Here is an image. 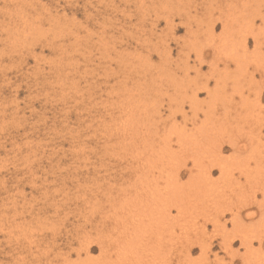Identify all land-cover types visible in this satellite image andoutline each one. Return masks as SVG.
Wrapping results in <instances>:
<instances>
[{
  "label": "rangeland",
  "instance_id": "1",
  "mask_svg": "<svg viewBox=\"0 0 264 264\" xmlns=\"http://www.w3.org/2000/svg\"><path fill=\"white\" fill-rule=\"evenodd\" d=\"M263 24L264 0H0V264H264ZM242 40L248 84L217 60Z\"/></svg>",
  "mask_w": 264,
  "mask_h": 264
},
{
  "label": "bare ground",
  "instance_id": "2",
  "mask_svg": "<svg viewBox=\"0 0 264 264\" xmlns=\"http://www.w3.org/2000/svg\"><path fill=\"white\" fill-rule=\"evenodd\" d=\"M260 13H261V12H260ZM258 15H259V14H258ZM236 17H237V16H236ZM258 17H259V16H258ZM232 18H233V16L231 17V19H227L226 24H225V31L232 30V27L234 28V23L230 22V20L233 21ZM249 21H250V20H249ZM249 21H248L247 23H245L244 25L248 26V27H247V29H249L248 31H250V29L252 28L253 37L255 38L256 35H258V33H257V32H258V31H257L258 29L255 30V29L253 28V27H254L253 21H250V22H249ZM27 23H28V22H27ZM29 23H30V22H29ZM248 24H249V25H248ZM30 25H31V24H30ZM35 25H36V24H35ZM263 25H264V24H263ZM27 26H28V25H27ZM31 27H32V26H31ZM241 27H242V26H241ZM35 28H36V27H35ZM243 28H244V27H243ZM36 29H38V28H36ZM247 29H246L245 31H247ZM259 30H261V29H259ZM243 31H244V30H243ZM254 31H257V32L255 33ZM222 32H223V31H222ZM259 32H260V31H259ZM227 33H230V32H227ZM258 37H259V36H258ZM225 39H226V38H225ZM254 42H255V46H256V48L259 49V48H260V44H261L262 42L259 40V38H258V39L255 38V39H254ZM235 43H236V42H235ZM240 43H241V47H240V48H242L243 54H242V53H241V54L238 53V55H233V56H231V55H226V54H225V55H224V54H221V55H219L220 58H217V60L220 59L222 62H224L225 64H227V65H226V68H227V69L229 68V64H228V63H229L230 61H231V62H232V61L235 62L236 65H237V68H238L237 71L239 72V75H240V76L242 75V76H243V77H242V80L245 81V84H248V83L251 82V80L256 79L255 76H256L257 73L260 72V73L262 74V72L259 71L258 69H253V70H251V71H249L248 69L245 70L246 68H245L244 66H243V67H244L245 69H244V70L241 69V70L239 71L240 66L243 65V64H241V62H242V61H243V60L249 55V52H248L249 50L247 49V42H246V40H242ZM257 49H256V51H257L256 53H259L260 50H262V49H260V50H257ZM233 51L235 52V50H233ZM236 52H237V51H236ZM236 52H235V53H236ZM253 52H255V51H253ZM257 56L260 57V55H256L255 57H257ZM200 57H202V56H200ZM216 57H217V56H216ZM242 57H244V58H242ZM253 57H254V56H253ZM253 57H251V58H253ZM259 57H258V59H259ZM261 57H262V56H261ZM246 59H247V58H246ZM255 59H257V58H253V60H255ZM261 59L263 60V59H264V56H263V58H261ZM261 59H259V60H261ZM203 60H204V59H203ZM251 61H252V60H251ZM256 62H257V61H256ZM259 63H260V62H259ZM261 63L264 64L263 61H261ZM202 64H203V63H202ZM255 64H256V63H255ZM259 65H260V64H259ZM259 65H257V66H259ZM218 67H219V66H218ZM263 67H264V66H263ZM226 68L223 69V70L220 69L221 73H219V76H221V78H218V79H219L218 81L221 80V86H222V85H223V86H226V84H227V83H226V80H227V78H228V76H229V74H230V73H228V71H227ZM241 68H242V67H241ZM216 69H217V68H216ZM226 71H227V72H226ZM213 72H214V71H213ZM214 74H215V73H214ZM205 75H206V74H205ZM239 78H240V77H239ZM262 80H263V79H262ZM209 81H211V80H209ZM239 83H240V81H238L237 83H234V85H235V84L238 85ZM255 83H256V82H255ZM262 83H264V82H262ZM203 84H204V88H208V82H205V83H203ZM242 84H243V83H242ZM256 84H258V83H256ZM217 85H218V83H217ZM239 85H240V84H239ZM223 86H222V87H223ZM247 86H248V85H247ZM249 86H250V84H249ZM262 86H263V85H262ZM218 87H219V86H218ZM242 87H243V86H242ZM250 87H251V86H250ZM252 87H253V86H252ZM260 88H261V87H260ZM258 90H259V89H257V91H255L254 93L258 94V99L261 100V99L263 98V96H264V88H262V89L259 90V91H258ZM212 92H213V91H212ZM257 92H258V93H257ZM195 93H196V92H195ZM249 93H250V92H249ZM241 100H242V99H241ZM256 100H257V99H256ZM256 100H255V101H256ZM235 102H236V101H235ZM241 102H242V101H241ZM260 102H261V101H260ZM244 103H246V102H244ZM255 103H256V102H255ZM234 104H235V103H234ZM260 104H261V103H260ZM235 105H236V104H235ZM254 105H255V104H254ZM238 106H239V105H238ZM249 106H250V104H249ZM245 107H246V106H245ZM253 107H254V106H253ZM255 107H256V105H255ZM257 107H258V105H257ZM241 108H242V106H241ZM226 109H227V107H226ZM232 109H233V108H232ZM243 109H244V108H243ZM245 109H246V108H245ZM263 109H264V108H263ZM263 109H262V111H263ZM228 110H229V109H228ZM237 110H238V109H237ZM246 110H247V109H246ZM229 112H230V111H229ZM245 112H246V111H245ZM250 114H251V113H250ZM262 114H263V113H262ZM229 115H230V114H229ZM229 115H228V116H229ZM231 115H232V114H231ZM248 115H249V114H248ZM257 115H258V113H257ZM233 116H234V114H233ZM233 116H232V117H233ZM235 116H236V115H235ZM255 116H256V114H255ZM255 116L253 115V117H255ZM222 117H223V116H222ZM259 117H260V116H259ZM234 118H235V117H234ZM234 118H233V119H234ZM245 118H246V117H245ZM247 118H248V116H247ZM247 118H246V119H247ZM256 118H258V116H256ZM260 118H261V117H260ZM249 119H250V118H249ZM250 120H251V119H250ZM263 120H264V118H263ZM248 122H249V121H247L246 123H248ZM257 122H259V121H257ZM262 122H263V121H262ZM252 123H253V122H252ZM175 124H176V123H175ZM249 124H251V123H249ZM243 125H244V124H243ZM263 125H264V124H263ZM175 126H176V125H175ZM212 126H213V125H212ZM238 126H239V125H238ZM213 127H214V126H213ZM218 127H219V126H218ZM239 127H240V129H241V126H239ZM250 127H251V126H250ZM263 127H264V126H263ZM180 128H181V127H180ZM230 128H231V127H230ZM246 128H247V127H246ZM248 128H249V127H248ZM211 129H213V128H211ZM233 129H234V128H233ZM231 130H232V129H231ZM235 130H236V129H235ZM237 130H238V129H237ZM249 130H250V129H249ZM257 130H258V129H257ZM262 130H263V129H262ZM195 131H199V130H195ZM195 131H194V133H195ZM220 131H221V130H220ZM258 131H259V130H258ZM170 132H171V131H170ZM179 132H180V131H179ZM191 132H192V131H191ZM191 132H190V133H191ZM236 132H237V131H236ZM236 132H235V133H236ZM252 132H254V131H252ZM252 132H249V134H251ZM177 133H178V132H177ZM194 133H192V135H193ZM197 133H198V132H197ZM214 133H215V132H214ZM237 133H238V132H237ZM237 133H236V134H237ZM244 133H246V132H244ZM247 133H248V132H247ZM185 134H186V133H185ZM185 134H184V135H185ZM187 134H188V133H187ZM187 134H186V136L188 137ZM165 135H166V134H165ZM174 135H175V134H174ZM178 135H180V134L178 133ZM189 135H190V134H189ZM221 135H222V134H221ZM228 135H229V134H228ZM242 135H243V134H242ZM258 135H260V134H258ZM171 136H172V135H171ZM194 136H196V135H194ZM214 136H215V135H214ZM238 136H239V133H238ZM240 136H241V135H240ZM249 136H250V135H249ZM255 136H256V135H255ZM178 137H179V136H178ZM189 137H191V136H189ZM197 137H198V136H197ZM210 137H212V136H210ZM235 137H236V136H235ZM245 137H246V135H245ZM191 138H192V137H191ZM213 138H214V140H216L215 137H212V139H213ZM219 138H220V137H219ZM219 138H218V139H219ZM227 138L230 139L229 137H227ZM243 138H244V137H243ZM181 139H182V138H181ZM194 139H197V138L194 137ZM208 139H209V138H208ZM208 139H207V140H208ZM228 139H227V140H228ZM231 139H232V138H231ZM239 139H240V138H239ZM249 139H251V137H250ZM260 139H261V138H260ZM164 140H165V139H164ZM203 140H204V139H203ZM210 140H211V139H210ZM219 140H220V139H219ZM219 140H218V141H219ZM211 141L213 142V140H211ZM220 141L223 142V140H220ZM235 141H236V140H235ZM248 141H249V140H248ZM181 142H182V141H181ZM207 142H209V141H207ZM228 142H230V141H228ZM228 142H227V143H228ZM246 142H247V141H246ZM246 142H245V143H246ZM257 142H258V141H257ZM257 142H256V143H257ZM259 142H261V141L259 140ZM182 143H183V142H182ZM185 143H188V142H185ZM190 143H191V142H189L188 148H189V146H193V144H194V143H193V144L190 145ZM219 143H220V142H219ZM223 143H224V142H223ZM223 143H222V144H223ZM227 143H226V144H227ZM233 143H234V141H233ZM199 144H200V143L198 142V145H199ZM203 144H204V141H203ZM217 144H218V143L216 142L215 145L217 146ZM220 144H221V143H220ZM185 145H187V144H185ZM194 145H195V144H194ZM198 145L196 144V145H195L196 147L194 146V147H195L194 149L197 148V149H196L197 151H198V149L200 148L199 146H201V148L204 147V146H202V145H199V146H198ZM227 145L231 146L232 148H233V147H234V148L236 147L235 144H232V143H228ZM262 145L264 146V141H263V140H262ZM213 146H214V144H212V147H213ZM237 146H238V144H237ZM198 147H199V148H198ZM217 147L220 149V151L223 150V148H224L223 145H220V146L218 145ZM190 148L192 149V147H190ZM190 148H189V150L191 151ZM218 148H217V149H218ZM236 148H237V147H236ZM250 148H251V147H250ZM256 148H257V147H256ZM260 148H261V145H260ZM186 149H187V147H186ZM207 149H208V148H207ZM210 149H211V146H210ZM217 149H215V151H216ZM238 149H239V148H238ZM251 149H252V148H251ZM254 149H255V147H254ZM257 149H258V148H257ZM187 150H188V149H187ZM187 150H186V151H187ZM189 150H188V151H189ZM200 150H201V149H200ZM208 150H209V149H208ZM212 150H213V149H212ZM212 150H211V151H212ZM243 150H245V149H243ZM249 150H250V149H249ZM192 151H193V149H192ZM202 151H203V150H202ZM202 151H201V152H202ZM204 151H205V149H204ZM204 151H203V152H204ZM217 151H218V150H217ZM254 151H256V150H254ZM258 151H260V150H258ZM198 152H199V151H198ZM212 152H213V151H212ZM212 152H211V153H212ZM260 152H261V151H260ZM196 153H197V152H196ZM246 153H247V152H246ZM246 153H245V156H246ZM197 154H198V153H197ZM214 154H215V155H213V153H212V155L216 157V154H217V153L214 152ZM240 154H241V153H240ZM261 154H262V153H261ZM198 155H199V154H198ZM238 155H239V154H238ZM255 155H257V154L255 153ZM220 156H221V155L219 154V157H218V158H220ZM232 156L234 157L235 155H232ZM236 156H237V155H236ZM247 156H248V155H247ZM247 156H246V157H247ZM249 156H250V155H249ZM251 156H252V155H251ZM258 156H259V155H258ZM221 157H222V156H221ZM240 157H241V156H240ZM243 157H244V156H243ZM253 157H256V156H253ZM253 157H252V158H253ZM262 157H263V156H262ZM230 158H231V156H230ZM238 158H239V157H238ZM238 158H237V159H238ZM228 159H229V158H228ZM249 159H250V158H249ZM253 159H254V162H255L256 159H255V158H253ZM258 159H259V158H258ZM258 159H257V160H258ZM260 159H261V158H260ZM222 160H223V159H222ZM242 160H243V159H242ZM217 161H219V160H217ZM227 161H228V160H227ZM237 161H238V160H237ZM259 161H260V160H259ZM259 161H258V163H259ZM193 162H194V161H193ZM252 162H253V161H252ZM198 163H200V162H198ZM210 163H211V162H210ZM222 163H223V161H222ZM225 163H226V162H225ZM242 163H244V162H242ZM242 163H241V164H242ZM196 164H197V163H196ZM243 165H244V164H243ZM243 165H242V166H243ZM256 165H257V163H256ZM256 165L254 164V166H256ZM262 165H263V164H262ZM215 166H216V165H212V163H211V165H209V166H207V167L204 166V167H201V168H206V170H207V171H206L207 175H208V176H211V174H212V167H215ZM228 166H229V165H228ZM239 166H241V165H239ZM216 167H217V166H216ZM224 167H225V166H223L222 168H224ZM244 167H245V165H244ZM247 167H248V166H247ZM256 167H257V166H256ZM199 168H200V167H199ZM201 168H200V169H201ZM252 168H253V167H252ZM254 168H255V167H254ZM257 168H258V167H257ZM263 168H264V166H263ZM140 169H141V168H140ZM146 169H147V168H146ZM225 169H226V168H225ZM225 169H224V170H225ZM250 169H251V168H250ZM142 170H143V169H142ZM221 170H222V169H221ZM226 170H227V169H226ZM242 170H243V169H242ZM263 170H264V169H262V171H263ZM248 171H249V169H248ZM258 171H259V173L261 172L260 170H258ZM254 173H255V172H254ZM261 173H262V172H261ZM261 173H260V174H261ZM178 174H179V173H178ZM198 174H199V173H198ZM233 174H234V173H233ZM257 174H258V173H257ZM199 175H200V174H199ZM205 175H206V174H205ZM222 175H223V174H222ZM226 175H227V174H226ZM258 175H259V174H258ZM258 175H257V176H258ZM262 175H263V173H262ZM139 176H140V175H139ZM249 176H250V175H249ZM259 177H260V175H259ZM197 178H199V177H197ZM252 178H253V177H252ZM254 178H257L256 175L254 176ZM260 178H261V177H260ZM195 179H196V178H195ZM259 180H260V179H259ZM259 180H258V178H257V181H259ZM261 180H262V179H261ZM255 181H256V179H255ZM257 181H256V182H257ZM257 183H258V182H257ZM257 183H256V184H257ZM163 184H164V183H163ZM253 184H255V183H253ZM260 184H262V183H260ZM197 185H198V184H197ZM200 185H201V184H200ZM227 186H228V185H227ZM258 186H259V185H258ZM200 187H201V186H200ZM255 187H256V186H255ZM195 188H196V187H195ZM260 189H261V188H260ZM191 190H192V189H191ZM194 190H195V189H194ZM256 190H257V189H256ZM261 190H262V189H261ZM263 190H264V189H263ZM176 191H177V190H176ZM201 191H203V190H201ZM201 191L199 190L198 193H200ZM209 191H210V190H209ZM259 191H260V190H259ZM170 192H171V191H170ZM156 193H157V192H156ZM175 193H176V192H175ZM192 193H193V192H191V194H192ZM236 193H237V192H236ZM255 193H256V192H255ZM157 194H158V193H157ZM171 194H172V193H171ZM193 194H194V193H193ZM193 194H192V195H193ZM200 194H201V193H200ZM192 195H191V197H192ZM239 195H240V194H239ZM241 195H243V194H241ZM152 197H154V196H152ZM203 197H204V196H203ZM203 197H201V198H203ZM246 198H247V197H246ZM159 199H160V198H158V200H159ZM189 199H191V198H189ZM156 200H157V199H156ZM156 200H155V201H156ZM160 200H163V199H160ZM256 200H257V199H256ZM260 200H261V199H260ZM260 200H259V201H260ZM262 200H264V199H262ZM253 201H254V198H253ZM163 202H164V201H163ZM245 202H246L247 205L249 204V203H247V201H245ZM251 202H252V200H251ZM254 202H256V201H254ZM257 203H258V202H257ZM257 203H256V204H257ZM132 204H133V203H132ZM160 204H161V202H160ZM244 204H245V203H244ZM244 204H243V205H244ZM246 204H245V206H246ZM252 204H253V203H252ZM256 204H255V205H256ZM250 205H251V204H250ZM258 205L260 206V208H264V201L258 203ZM140 207H141V206H140ZM7 208H8V207H7ZM161 208H162V207H161ZM184 209H185V208H184ZM252 213H253V212H252ZM254 213H255V212H254ZM238 215H239V214H238ZM261 217H263V214H262ZM240 218H241V217H240ZM249 218H250V217H249ZM263 218H264V217H263ZM237 219H238V218H237ZM165 220H166V219H165ZM252 220H253V219H252ZM237 221H239V223L241 222L239 219H238ZM235 222H236V221H235ZM263 222H264V221H263ZM261 223H262V222H261ZM261 223H259V224H260V225H264L263 223H262V224H261ZM241 224H242V223H241ZM241 224H240V226H242ZM259 224H258V225H259ZM260 225H259V226H260ZM243 226H244V225H243ZM253 227H254V226H253ZM253 227H252V228H253ZM254 228H255V227H254ZM221 229H222V228H221ZM239 229H240V228H239ZM242 229L244 230L245 227H243ZM248 229H249V228H248ZM257 229H258V228H257ZM218 230H219V229H218ZM204 231H205V230H204ZM245 232L247 233V232H249V231H245ZM245 232H244V231H243V232L241 231L239 234H241V235H245V234H246ZM256 232H257V231H256ZM263 232H264V230H263ZM242 233H244V234H242ZM261 233H262V231H261ZM254 234H257V235H258V236L255 235V236H257L256 238H258V237L260 236L258 233H254ZM254 234H250V235H253V236H254ZM237 235H238V234H237ZM237 235H235V236H237ZM246 235H247V234H246ZM250 235H249V236L247 235V236H248L249 238H251ZM262 235H264V234H262ZM242 237H243V236H242ZM240 238H241V237H240ZM228 239H230V237H228ZM243 239H244V238H243ZM254 239H255V238H254ZM231 240H232V239H231ZM231 240H230V242H231ZM241 240H242V238H241ZM244 240H247L246 236H245V239H244ZM136 241H137V240H136ZM226 241H227V240H226ZM252 241H253L252 238H251V242H250L249 240L246 241V242H249L247 248H249V247L252 246V245H251ZM54 242H55V241H54ZM132 242H133V241H132ZM134 242H135V240H134ZM227 242H228V241H227ZM241 242H243V244L246 245V243H244L245 241H241ZM263 242H264V239H263V237H262L261 239H259V244L262 246ZM89 243H91V242H89ZM123 243H124V242H123ZM126 244H127V243H126ZM133 244H134V243H133ZM224 244H225V243H224ZM228 244H229V243H228ZM119 245H120V244H119ZM128 245H129V244H128ZM99 246H100V245H99ZM124 246H125V244H124ZM133 246H134V245H133ZM199 246H201V244H199ZM226 246H227V245H226ZM226 246H225V247H226ZM228 246H229V245H228ZM258 246H259V245H258ZM56 247H57V246H56ZM101 247H102V246H101ZM204 247H205V246H204ZM121 248H122V247H121ZM132 248H133V247H132ZM254 248H255V247H254ZM86 249H87V248H86ZM57 250H58V249H57ZM83 250H84V249H83ZM149 250H150V249H149ZM203 250H204V249H203ZM250 250H251V249H250ZM126 251H127V250H126ZM234 251H235V250H234ZM259 251H260V250H259ZM79 252H80V251H79ZM141 252H142V251H141ZM167 252H168V251H167ZM205 252H206V251H205ZM244 252H246V251H244ZM139 253H140V252H139ZM202 253H203V251H202ZM242 253H243V251H242ZM253 253H254V252H252L251 254H253ZM258 253H259V252H258ZM126 254H127V253H126ZM60 255H61V252H60V251H56L55 258H58ZM117 255H119V254H117ZM139 255H140V254H139ZM254 255H255V253H254ZM254 255H253V256H254ZM256 255H257V254H256ZM202 256H203V255H202ZM242 256H243V255H242ZM245 256H246V255H245ZM239 257H240V256H239ZM256 257H257V256H256ZM254 258H255V256H254ZM262 258H263V257H262ZM262 258H261V259H262ZM121 259H122V258H121ZM156 259H157V258H156ZM159 259H160V258H159ZM248 259H249V257H248ZM259 259H260V258H259ZM263 259H264V258H263ZM48 260L52 261V259H48ZM257 260H258V259H257ZM179 261H181V259H180ZM242 261H243V260H242ZM247 261H248V260H247ZM250 261L252 262V259H251ZM260 261H261V260H260ZM68 263H69V262H68ZM145 263H146V262H145ZM153 263H154V262H153ZM243 263H244V262H243ZM262 263H263V262H261L260 264H262ZM244 264H245V263H244ZM250 264H252V263H250ZM253 264H254V263H253ZM255 264H259V263H255Z\"/></svg>",
  "mask_w": 264,
  "mask_h": 264
}]
</instances>
